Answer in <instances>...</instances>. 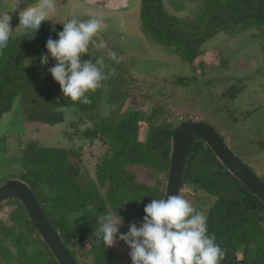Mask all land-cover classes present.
<instances>
[{
  "label": "trees",
  "instance_id": "1",
  "mask_svg": "<svg viewBox=\"0 0 264 264\" xmlns=\"http://www.w3.org/2000/svg\"><path fill=\"white\" fill-rule=\"evenodd\" d=\"M154 5L155 0H142L141 10L147 18L146 25L153 29V39L166 47L173 46L197 76L217 67L227 69L220 62V53L202 49L207 39L238 24L264 26V0L212 1L201 17L193 21L195 24L201 20L204 26L194 25L189 31H177L171 23H163V14ZM61 30L45 22L34 37L23 33L2 50L0 119L28 84L25 72L43 66L39 58L46 50V40L49 36L56 39V32ZM48 63L53 67L55 60L50 57ZM35 74V81L41 86L39 91L45 94V114L32 118L24 109L25 128L37 124L34 131L40 133L44 127L55 130L68 120L72 130L82 124H87V129H76L69 135L70 140L80 141L70 148L47 147L18 136L0 140V167H17L0 181L17 179L32 190L77 264H116L124 254L120 255L116 246L106 248L96 242L98 217L118 213L124 218V225H139L144 206L152 199L164 198L172 134L182 121L162 105L141 110L126 101L118 106L115 116L90 121L100 97L98 90L87 93L88 104L73 102L60 97L59 85L52 77L45 76V72L43 76L36 71ZM241 87H228L222 97L231 100ZM96 143L102 148L98 156L92 155ZM86 149L89 157L84 154ZM6 153L8 161L2 160ZM135 168L149 171L148 180L141 182ZM185 187L192 189V195L199 192L214 199L207 209L205 202L194 197L192 205L207 216L208 232L215 233L216 243L224 251L220 264H264V205L222 166L202 141L189 147L183 173L182 188ZM4 208L8 211L0 219V264H58L21 203L10 199L0 205V211Z\"/></svg>",
  "mask_w": 264,
  "mask_h": 264
},
{
  "label": "rangeland",
  "instance_id": "2",
  "mask_svg": "<svg viewBox=\"0 0 264 264\" xmlns=\"http://www.w3.org/2000/svg\"><path fill=\"white\" fill-rule=\"evenodd\" d=\"M212 1L216 0H155L154 8L161 10L163 15L160 20L163 23H171L177 31H189L194 25L204 26L201 25V20L195 24L193 21L201 17L207 9L206 5ZM35 2L36 0H28L29 4ZM56 3L57 8L48 22L60 29L63 27L61 24L71 18L87 20L96 16L104 21L102 30L94 39L97 42L103 40L107 48L97 50L90 45V53L87 55L93 62L104 56L107 65L104 71L108 76L97 89L100 97L90 121L107 119L110 114L115 116L119 113L118 106L124 101L141 110L162 105L163 109L172 112L182 122L192 119L211 125L226 141L231 153L264 181V26L254 23L238 24L207 39L202 49L220 53V62L227 69L219 70L217 67L197 76L189 69L183 57L173 50V46L166 47L153 39V29L146 25L147 18L141 10L142 0H134L136 7L134 10L131 8V12H106L105 9L85 5L81 0H56ZM25 6L21 4L20 8ZM13 7L14 0H0V11H11ZM10 15L13 17L12 40L25 32L19 27L17 12H11ZM171 20L177 22L173 23ZM109 50L122 57L119 64L107 59ZM49 68L51 67L47 63L25 72V84H28L16 95L10 111L0 119V140L18 136L47 147L64 148L80 142L76 138L74 141L70 140L69 135L76 129L78 132L84 131L87 124L72 130L66 120L58 124L55 130L44 127L46 130L43 129L40 133L34 131L37 124L28 125L29 129L25 128V114H22L24 109L32 118L45 114V94L39 91L41 86L39 81H35V71L42 76L45 72V76L51 77ZM111 68L116 69L115 75H110ZM234 84L242 86L240 92L231 100L226 96L222 97L223 92ZM11 150L7 151L8 154ZM101 150V145L96 143L92 155L98 156ZM84 152L89 157L87 149ZM2 160L8 161L7 153L2 156ZM10 166L0 167V180L17 169L13 164ZM134 170L141 175L138 178L141 182L148 180L149 171L139 168ZM6 180L10 179H4L0 183ZM180 195L191 204L193 197L205 202L206 209L214 202L213 198H206L199 192L192 195V189L187 187L182 188ZM7 211L8 208L0 211V219L5 218ZM119 231L126 233L127 226L123 225ZM116 249L120 255L122 252L124 255L118 257L115 263L131 264L129 249L123 242H119Z\"/></svg>",
  "mask_w": 264,
  "mask_h": 264
},
{
  "label": "clouds",
  "instance_id": "3",
  "mask_svg": "<svg viewBox=\"0 0 264 264\" xmlns=\"http://www.w3.org/2000/svg\"><path fill=\"white\" fill-rule=\"evenodd\" d=\"M21 4L26 6L21 9ZM56 8V0H36L34 4H29L28 0H14L11 11H0V50L8 47L14 32L11 12H17L19 27L24 29L25 35L31 33L32 38L43 23L50 21ZM61 25L62 30L56 32L57 38L49 36L46 40V50L39 62L45 65L50 57L54 59L55 64L48 72L59 85L62 96L88 104L87 93L100 88L108 78L104 71L107 65L104 56L95 62L82 57L90 53V45L97 50L107 48L103 40L94 39L104 21L96 16L87 20L71 18ZM107 59L119 64L122 57L109 50ZM115 74L116 69L111 68L110 75ZM143 212L139 225L128 224L126 233L119 231L124 218L118 213L99 215L94 234L96 242L106 248L123 242L129 249L131 264H220L224 251L216 243L215 233L208 232L207 216L183 196L168 194L166 198L152 199Z\"/></svg>",
  "mask_w": 264,
  "mask_h": 264
},
{
  "label": "water",
  "instance_id": "4",
  "mask_svg": "<svg viewBox=\"0 0 264 264\" xmlns=\"http://www.w3.org/2000/svg\"><path fill=\"white\" fill-rule=\"evenodd\" d=\"M81 1L85 5L105 9L106 12H131V8L134 10L136 7L134 0ZM197 141L204 142L222 166L264 205V181L231 153L226 141L211 125L196 120L182 122L173 130L164 198L168 194L180 195L187 153L189 147ZM10 199H16L24 207L32 225L58 264H77L46 217L34 193L25 183L10 179L0 184V205Z\"/></svg>",
  "mask_w": 264,
  "mask_h": 264
}]
</instances>
